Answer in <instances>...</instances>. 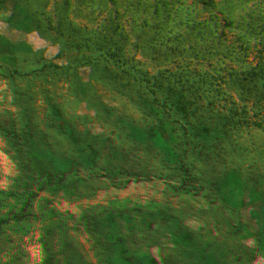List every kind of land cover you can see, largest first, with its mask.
I'll use <instances>...</instances> for the list:
<instances>
[{
	"label": "trees",
	"instance_id": "1",
	"mask_svg": "<svg viewBox=\"0 0 264 264\" xmlns=\"http://www.w3.org/2000/svg\"><path fill=\"white\" fill-rule=\"evenodd\" d=\"M39 1L49 14L55 45L69 57L88 58L87 48L111 46L112 28H128L141 44L157 47L164 40L162 55L140 65L124 35L116 45L122 57L116 75L105 76L106 89L99 91L110 113L124 116L125 107L141 103L131 95L117 101L119 90H109L106 83L126 84L153 66L147 84L154 93L145 95L171 103L174 114L158 123L153 145H144L139 132L135 149L128 146L134 123L121 132L123 120H104V115L100 135L114 144L123 178L141 199L138 226L123 239L119 225L110 222L111 205L117 203L121 220L128 212L112 187L101 190L98 179L87 198L72 197L76 202L68 192L60 198L38 194L42 187L32 179L41 164L33 152L43 145L30 130L41 127L42 120L54 124L51 111L62 105L60 79L38 67L30 70L42 62L30 41L15 46L0 38V125H12L0 129V264H264V81H245L238 72L240 55L234 54L244 49L243 33L249 36L258 20L226 8L232 0ZM249 3L256 13L258 1ZM108 14L112 21L105 20ZM175 40L185 53L172 62L165 57ZM13 57L24 63H14ZM41 105L45 116L36 110ZM188 106L205 109V116L189 113ZM61 145L52 141L41 153L62 160ZM90 145L98 154V147ZM99 155L96 169L103 171ZM137 173L143 188L136 187Z\"/></svg>",
	"mask_w": 264,
	"mask_h": 264
},
{
	"label": "rangeland",
	"instance_id": "2",
	"mask_svg": "<svg viewBox=\"0 0 264 264\" xmlns=\"http://www.w3.org/2000/svg\"><path fill=\"white\" fill-rule=\"evenodd\" d=\"M257 1V8L259 9L258 11L256 9V13L250 11L249 0H244L242 3L232 0L229 5L228 2L225 3V7L230 8L235 13L248 17L252 16L258 20L257 23H254L249 36L243 33L244 40L240 38L244 49L239 48L238 52L234 53L235 58L236 54L240 55L238 61L242 68L238 71L239 75L245 81H253L258 85L264 81V0ZM43 5V1L39 0H0V38L3 41L12 40L15 46L22 39L30 41L42 61L41 63L32 64L30 70L33 71L38 67L41 68L43 73H45L44 70L52 72L60 79L58 82L60 83V89L57 94H60L62 105L59 109L51 111L54 124L51 127L47 120H42L44 121L43 125L41 124V127H38L37 124L38 128L32 127L30 134L32 131L34 138L38 136V143L42 144V149L47 151L52 141H62L63 145L60 147L62 150H60L64 157L59 160L56 157L43 155L41 153L42 149L38 152V149L35 148L33 153H37L36 155L40 158L38 164H41V166H39V169L37 167V173L32 181L42 187L38 189L40 190L38 194L44 197L55 196L60 198L61 194L68 192L70 198L77 197L78 194L87 198L91 193L92 183L96 179L100 182L102 191H108L112 187L115 197L119 200L121 209L127 211L128 214L124 220H121V216L116 211L119 206L114 203L111 205L110 222L119 225L118 232L123 239H126L129 235L127 230L138 226L137 219L140 214L138 210L141 199L135 194L137 193L136 189L133 193L131 192V184L128 183V179L123 178V170L115 161L114 154L116 149L114 144L110 140H104L101 137H104L103 133L100 135L103 122L104 120H123L121 123L125 127L120 129L121 132L126 131L125 129L129 126L127 125L129 122H133L135 135L129 141L128 146L132 147V149L140 148L139 140L137 139V136L140 135L139 132L144 133V145H153L157 129L160 127L158 123L165 124L170 119V116L174 114L172 111L174 107L171 103L164 104L160 102L157 95H152L151 98L149 96L146 97L145 94L154 93V88L147 84L149 81L148 76L153 75V66H148L150 69L147 72L139 71L140 77L134 78L126 84L122 83L120 85L117 82L106 83V85H109V90L111 88L119 90L114 94L117 101L124 100L131 95L141 103L140 106L136 104L125 107L124 116H122L123 112L118 114L119 111L115 114L110 113L112 107L109 104L107 105L106 95L101 94L99 90L101 88L106 89L101 84V80L105 76L116 75L115 68L119 65V59L122 58L121 55L116 53V45L119 44L124 35L128 36L127 40L131 42L133 51L139 54L140 65L161 56L165 41H159L157 47L150 44H141L138 40V34L130 33L128 28H112L115 37L114 45L87 48V52H91L88 58L69 57L65 50L55 45L54 28L49 21V14L42 10ZM164 16L163 11L159 13L158 19L160 22H163ZM104 18L106 21H112L113 14L105 15ZM226 31L222 30V34L225 37L227 36ZM246 38L249 39V42L245 41ZM165 39H171V37H166ZM176 40L171 43L170 52H167L165 57L166 60L169 59L174 62L178 55L181 57L185 53L183 50L180 53V48L176 46L178 44ZM239 45L240 42L234 46L238 47ZM198 59L199 61L205 60L202 56H199ZM131 60L128 61L129 65L132 63ZM13 62L24 63L20 58L14 57ZM129 65L126 66L129 67ZM123 71H126L125 67L119 69L117 74L120 75ZM132 74L135 75L137 72L133 71ZM128 86H130L132 92L127 91ZM109 93L111 94V92ZM262 105L264 106V100ZM31 107L27 109L31 110ZM188 108L189 113L195 111L199 115L205 116V109L192 106H188ZM36 110L43 116L47 114L45 105H41ZM104 115L106 116L105 118ZM187 118L188 120H193L190 115ZM11 126L0 125V129L6 130ZM106 130L108 131V128H105ZM66 136L70 138L68 139ZM28 139L32 141V137L28 136ZM89 142L93 146L98 147V154ZM99 154L103 156L101 163L103 171H97L96 169L100 163ZM43 172L47 173V175L44 176L45 173L42 175ZM38 174L39 176L37 177ZM140 175V173L136 174L135 183L138 184L136 187L143 188L145 183H143ZM45 186H49L50 190H47ZM107 197H110V195ZM72 199L76 202V198ZM108 199H105V202ZM122 224H124V228ZM111 247L110 250L108 246L107 251H109L110 255H113V246ZM114 247H117V245H114Z\"/></svg>",
	"mask_w": 264,
	"mask_h": 264
}]
</instances>
